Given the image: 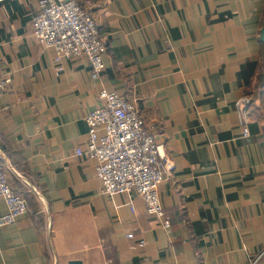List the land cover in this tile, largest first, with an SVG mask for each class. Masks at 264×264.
Segmentation results:
<instances>
[{
	"label": "crops",
	"instance_id": "crops-1",
	"mask_svg": "<svg viewBox=\"0 0 264 264\" xmlns=\"http://www.w3.org/2000/svg\"><path fill=\"white\" fill-rule=\"evenodd\" d=\"M40 1L0 0V164L27 203L0 227V264H264V0H89L98 82L86 58L55 64L33 38ZM99 89L134 100L173 161L158 189L167 230L74 156Z\"/></svg>",
	"mask_w": 264,
	"mask_h": 264
},
{
	"label": "built area",
	"instance_id": "built-area-1",
	"mask_svg": "<svg viewBox=\"0 0 264 264\" xmlns=\"http://www.w3.org/2000/svg\"><path fill=\"white\" fill-rule=\"evenodd\" d=\"M40 6V13L31 19L33 38L53 49L55 64L63 59L86 58L91 79L98 82L104 70L105 47L92 15V3L41 0ZM4 82L0 81V89ZM97 100L98 107L83 119L88 136L85 148L75 149L74 156L86 157L94 163L103 195L111 198L134 193L144 203L146 215L167 230L169 221L160 205L158 189L172 175L173 161L160 156L155 136L140 117L134 100L104 89H99ZM249 104L250 100L245 97L236 102L237 113L244 117L242 138L249 136L246 120ZM0 200L6 207V213L0 216V227L13 225L27 212L26 200L12 190L1 164ZM127 238L133 239V235ZM139 244L144 246V241L140 240Z\"/></svg>",
	"mask_w": 264,
	"mask_h": 264
},
{
	"label": "water",
	"instance_id": "water-1",
	"mask_svg": "<svg viewBox=\"0 0 264 264\" xmlns=\"http://www.w3.org/2000/svg\"><path fill=\"white\" fill-rule=\"evenodd\" d=\"M259 80H260V84H262L264 82V74L259 78ZM69 264H80V263L71 262Z\"/></svg>",
	"mask_w": 264,
	"mask_h": 264
}]
</instances>
